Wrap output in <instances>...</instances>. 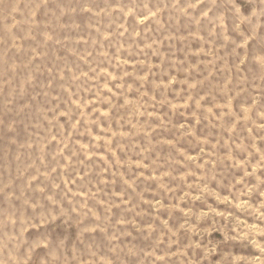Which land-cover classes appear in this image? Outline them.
Instances as JSON below:
<instances>
[{
  "label": "rangeland",
  "instance_id": "obj_1",
  "mask_svg": "<svg viewBox=\"0 0 264 264\" xmlns=\"http://www.w3.org/2000/svg\"><path fill=\"white\" fill-rule=\"evenodd\" d=\"M0 264H264V0H0Z\"/></svg>",
  "mask_w": 264,
  "mask_h": 264
}]
</instances>
